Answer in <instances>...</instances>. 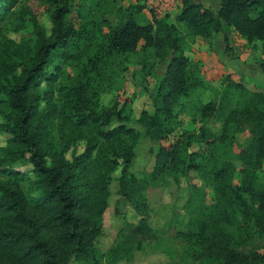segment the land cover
Returning a JSON list of instances; mask_svg holds the SVG:
<instances>
[{
  "label": "trees",
  "instance_id": "obj_1",
  "mask_svg": "<svg viewBox=\"0 0 264 264\" xmlns=\"http://www.w3.org/2000/svg\"><path fill=\"white\" fill-rule=\"evenodd\" d=\"M49 1L50 34L25 7L17 13V40L0 28V132L10 135L0 148V264L131 263L159 239L144 215L147 190L164 174L188 179L186 206L195 213L182 234L180 264H264V90L227 74L219 99L198 108L196 128L174 136L169 127L179 99L208 85L204 62L186 54L191 44L178 24L209 44L231 29L250 44L264 41V0H215L218 8L183 0L173 21L167 14L154 23L133 11L87 20L79 8V26L69 2ZM20 2L0 0V27ZM141 49L166 64L153 111L143 109L137 119L159 143L153 170L142 176L132 170L142 132L119 103L100 104L118 68ZM260 65L264 71V60ZM245 131L247 143L239 139ZM114 180L143 217L124 218L102 251L96 238Z\"/></svg>",
  "mask_w": 264,
  "mask_h": 264
},
{
  "label": "rangeland",
  "instance_id": "obj_2",
  "mask_svg": "<svg viewBox=\"0 0 264 264\" xmlns=\"http://www.w3.org/2000/svg\"><path fill=\"white\" fill-rule=\"evenodd\" d=\"M69 2L73 12L70 14L76 17L81 9L82 14L87 20H96L97 18H106L114 20L121 17L126 12L133 11L142 23L155 22L157 17H152L151 7L147 5V0H64ZM210 2L209 0H205ZM181 3V0H179ZM142 6L141 11L135 7ZM21 6H23L21 8ZM180 6V5H179ZM179 6L168 15L173 21L175 14L179 11ZM31 9L41 20L48 34L51 32L52 21L50 19V1L49 0H21L15 7V12L1 24V32L8 38L17 40L20 32L17 27L23 26L22 20L18 14L23 8ZM21 8V9H20ZM19 12V13H18ZM18 13V14H17ZM165 16V15H164ZM81 18L76 17L75 23L80 25ZM183 34L191 44V48L186 54L191 58L202 57L208 85L205 88L191 92L187 96L179 99L176 107L177 117L172 120L169 127L173 129L174 136L180 134L184 129H193L198 126L197 113L198 108L208 100H218L223 85L222 70L225 69L220 63L229 61L225 54L215 49H207V46L197 37H193L183 24H178ZM229 35L233 42L237 39L241 43V36L237 38L233 30H229ZM224 34L220 33L218 39L224 40ZM216 37V38H217ZM243 46V47H242ZM248 46V47H245ZM243 56L249 61L248 70L240 76L245 85L255 91L264 90V71L260 62L264 60V41H257L253 44L241 43ZM230 54L229 57H232ZM205 56V57H203ZM213 57V58H212ZM128 60L118 68V75L114 74L113 86L101 95L100 104L102 107H110L119 103L124 114L129 119V124L135 126L142 132L140 140L136 145V156L133 160L132 170L138 175H144L153 170L156 161V154L159 149V143L152 141L144 134V128L138 123V117L143 109L153 111V96L156 94L158 85L164 76L166 64L157 61L152 51L139 50L130 53ZM238 58V57H236ZM150 62L155 64L150 75H147ZM145 63V67H144ZM227 70V68L225 69ZM223 74V75H222ZM246 74V75H244ZM1 120V119H0ZM215 130L220 129V123H212ZM249 132L245 131L239 135L242 142H249ZM9 134L0 132V148L7 144ZM23 169L30 170L31 166L26 165ZM115 176L119 172H115ZM194 177L195 174L192 173ZM188 179L180 177L179 181L171 174H164L159 177L147 190L150 210L144 215L148 223L155 229L160 230L159 239L151 244H146L142 249L137 250L131 263L123 260L117 264H180V255L182 244L185 238L182 234L189 230L192 219V209L186 206L190 195ZM192 182L200 184L199 178H193ZM204 184V183H203ZM25 189H29L27 182L23 183ZM118 184L114 180L111 185V195L109 196V205L103 216L101 233L96 238V245L102 251H106L116 240L119 230L123 226V219L137 222L143 215L137 213L129 201L117 193ZM207 191L206 198L212 201L213 195L210 188L205 187ZM71 264H74L73 262Z\"/></svg>",
  "mask_w": 264,
  "mask_h": 264
},
{
  "label": "crops",
  "instance_id": "obj_3",
  "mask_svg": "<svg viewBox=\"0 0 264 264\" xmlns=\"http://www.w3.org/2000/svg\"><path fill=\"white\" fill-rule=\"evenodd\" d=\"M206 6H212L214 8H218V3L215 0H209L210 2L212 1L213 3H209L206 2L205 0H202ZM233 30V29H231ZM220 34V33H219ZM219 34L216 35L219 36ZM233 34L235 35V37L237 38V35H240L236 30H233ZM225 36L228 37V41H229V46L230 49L227 50V43L225 41ZM241 36V35H240ZM214 39V42L212 44H209L207 42H205L202 38H199L203 44H205L207 46V49L213 50V51H209V53H213L215 54V49L217 48L220 53L225 54L226 57H228V59H230L229 61L220 63L221 66H223L225 69L227 68V70L223 69L222 73L227 75V74H231L233 79L240 81V82H244V80L240 77L243 74L241 73H246V71L248 70V75H249V61L243 56V51L242 48L239 47L241 45V43H248L246 39L241 37V43L239 42V40L237 39V42H233V40L231 39V36L229 35V32H226V34H224L223 38L224 40L222 42L219 41V37H217ZM249 45V43H248ZM243 47V46H242ZM248 47V46H245ZM237 53L235 55H232V57H229L230 54H234ZM205 57V56H203ZM238 57V58H236ZM213 58V57H212ZM195 59H201L203 62V58L202 57H195ZM222 74V75H223ZM224 75V76H225ZM246 75V74H244ZM223 76V77H224ZM247 76V75H246Z\"/></svg>",
  "mask_w": 264,
  "mask_h": 264
},
{
  "label": "built area",
  "instance_id": "obj_4",
  "mask_svg": "<svg viewBox=\"0 0 264 264\" xmlns=\"http://www.w3.org/2000/svg\"><path fill=\"white\" fill-rule=\"evenodd\" d=\"M147 5L151 7L152 17L161 18L174 12L179 5L180 10L183 6V0H181V3L179 0H147Z\"/></svg>",
  "mask_w": 264,
  "mask_h": 264
}]
</instances>
